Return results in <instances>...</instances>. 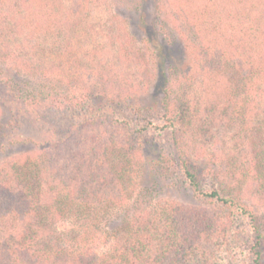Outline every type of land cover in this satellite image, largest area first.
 Wrapping results in <instances>:
<instances>
[{"label":"rangeland","instance_id":"374dc122","mask_svg":"<svg viewBox=\"0 0 264 264\" xmlns=\"http://www.w3.org/2000/svg\"><path fill=\"white\" fill-rule=\"evenodd\" d=\"M29 2L19 5L16 32L0 48V167L46 155L49 168L67 172L74 152L90 145L93 133L105 127L102 134H112L114 145L137 148V174L125 189L127 202L158 181L152 205L202 206L176 176L171 185L157 177L163 171L162 150H172L168 131L147 130L134 142L127 133V127L142 129L146 121L164 126L163 105L170 107L175 97L187 101L192 114L179 143L193 163L217 175L223 165L241 167V124L230 122V113L224 111L229 91L218 73L205 67L203 55L205 43L212 47L205 53L210 57L227 40L236 41L237 34L231 35L227 24H222V36L212 32L216 20L225 19V0ZM20 96H27L26 101ZM212 104L224 118L208 125L203 116ZM86 118L100 121L95 130L76 129ZM255 193L244 189L241 196L264 217V200ZM78 226L74 219L57 224L62 232ZM236 230L238 247L236 239L248 238L249 231L245 222ZM103 239L91 248L105 249ZM245 244L243 240L241 251ZM240 261L234 264H249Z\"/></svg>","mask_w":264,"mask_h":264},{"label":"trees","instance_id":"16d2710c","mask_svg":"<svg viewBox=\"0 0 264 264\" xmlns=\"http://www.w3.org/2000/svg\"><path fill=\"white\" fill-rule=\"evenodd\" d=\"M29 1L0 0V44L16 32L19 5ZM224 5L225 19L216 20L212 32L222 36L220 29L227 24L236 41L227 40L210 57L205 53L212 47L205 43L203 55L205 67L213 68L229 91L224 111L230 122L241 124V167L223 165L217 175L193 163L179 143L192 119L180 97L170 107L163 105L164 126L146 121L142 129L127 127V133L134 142L147 130L168 131L172 150L161 149L164 164L157 177L171 185L176 176L202 206L152 205L158 181L127 202L125 189L137 174V148L114 145L112 134H102L105 127L93 133L90 145L74 152L67 172L49 168L46 155L2 164L0 264H234L241 259L264 264V217L241 196L251 189L264 200V0H225ZM223 113L212 104L203 118L212 125L223 120ZM99 123L86 118L76 129L95 130ZM109 216L111 221L101 228ZM65 219H74L78 228L60 231L57 224ZM244 222L249 237L243 238L241 251L243 240L236 239L237 247L234 239ZM101 237L107 239L106 248L97 252L91 247Z\"/></svg>","mask_w":264,"mask_h":264}]
</instances>
